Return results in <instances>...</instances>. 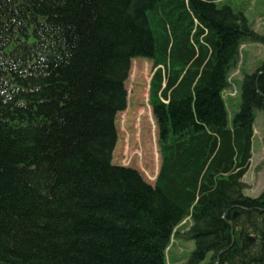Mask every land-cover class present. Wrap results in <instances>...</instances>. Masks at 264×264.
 I'll use <instances>...</instances> for the list:
<instances>
[{"label":"trees","instance_id":"1","mask_svg":"<svg viewBox=\"0 0 264 264\" xmlns=\"http://www.w3.org/2000/svg\"><path fill=\"white\" fill-rule=\"evenodd\" d=\"M245 41L264 36L216 0H0V264H264V189L241 181L264 61L230 118L222 98ZM134 58L152 62L153 185L112 163Z\"/></svg>","mask_w":264,"mask_h":264},{"label":"rangeland","instance_id":"2","mask_svg":"<svg viewBox=\"0 0 264 264\" xmlns=\"http://www.w3.org/2000/svg\"><path fill=\"white\" fill-rule=\"evenodd\" d=\"M216 2L219 6L228 4L235 12H242L254 32L264 36V0H216ZM263 61L264 44L245 41L240 46L238 61L229 73L231 82L222 93L229 118L240 105V83L244 74L252 73ZM151 71L150 60L144 58L131 60L124 85L127 92L126 107L115 117L117 141L112 153V163L135 169L147 183L153 185L160 157L157 129L148 103ZM241 181L246 196L257 197L264 189V113L260 110L254 111L252 157ZM187 227L188 219L183 218L177 228L184 231ZM169 247V261L184 262L193 249V242L171 238L167 248ZM209 259L210 254L201 264H206Z\"/></svg>","mask_w":264,"mask_h":264}]
</instances>
